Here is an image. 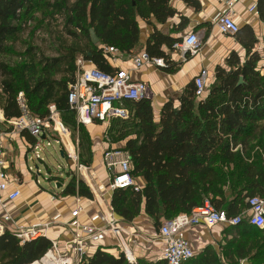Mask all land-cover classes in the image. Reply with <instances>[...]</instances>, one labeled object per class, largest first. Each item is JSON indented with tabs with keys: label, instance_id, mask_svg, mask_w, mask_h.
Masks as SVG:
<instances>
[{
	"label": "trees",
	"instance_id": "1",
	"mask_svg": "<svg viewBox=\"0 0 264 264\" xmlns=\"http://www.w3.org/2000/svg\"><path fill=\"white\" fill-rule=\"evenodd\" d=\"M171 1H44L42 8L48 10L50 18L55 14L63 17L64 31L70 41L63 40L54 57L39 58L35 48L27 44L20 64L10 65L0 60V110L4 118L12 120L21 116L16 100L20 91L29 112L39 119L47 117L48 105L54 104L64 125L77 133L79 161L88 163L92 140L85 126L76 123V114L67 104L68 87L75 80L76 59L82 57L104 73H117L119 70L110 65L103 46L130 53L139 43L137 18L149 24L151 18L163 23L176 13ZM183 1L195 9L200 7L198 0ZM41 3V0H0V54L7 53L8 42L24 30ZM256 8L264 20V0H257ZM186 22L182 17L181 24ZM90 28L99 38L96 44L91 42ZM234 36L245 50L244 57L241 59L236 51L229 52L224 66L215 67L214 81L204 97L196 94L193 81L188 82L177 97V106L173 99L162 105L158 122L153 120L149 98L118 102L126 107L127 117L111 119L107 135L110 143L125 140L122 149L130 157L131 174L135 180L144 179L138 191L112 189L110 206L123 221H132L143 211L160 225L162 219L189 213L206 200L216 209L235 215L247 207L248 197L264 196V162L257 158L246 162L244 158L249 150L247 138L257 123L264 120V73L257 67L260 55L253 50L257 39L252 27L248 24L238 27ZM178 41L179 38L155 29L147 38L145 51L151 58H163V68L172 72L177 64L161 46L172 48ZM55 73L60 77L56 78ZM29 141L34 143L35 138L31 136ZM63 193L93 197L85 181L75 176ZM225 231L232 235L227 242L228 261H223L207 245L182 264H238L243 259L254 262L259 258L260 264H264V226L258 228L243 219ZM255 234L260 238H253ZM51 247L52 241L46 236L20 243L12 232L5 230L0 235V264H34ZM79 264L167 263L164 258L155 261L137 258L129 262L123 252L114 255L99 246Z\"/></svg>",
	"mask_w": 264,
	"mask_h": 264
},
{
	"label": "crops",
	"instance_id": "2",
	"mask_svg": "<svg viewBox=\"0 0 264 264\" xmlns=\"http://www.w3.org/2000/svg\"><path fill=\"white\" fill-rule=\"evenodd\" d=\"M198 1L200 7L195 9L183 0H172L170 5L176 10V13L163 23L151 18L149 24L137 18L140 33L136 48L130 53L121 52L120 56L114 58L107 55L112 67L121 71H128L133 81L145 84L146 98L151 100L155 122H158L160 109L166 101L173 99L175 106L179 104L177 97L181 90L188 82L193 81L201 69L205 68L208 71L205 80V93L202 95L204 97L207 88L214 81L215 67L217 65L224 66L228 53L236 51L241 59L244 57L245 50L235 39L234 34L223 33L218 28V18L226 10L224 0ZM256 3L257 0H239L234 6V22L238 27L245 24L252 27L257 39L253 50L260 55L257 67L261 73H264V20L259 17L258 12L249 11V8ZM182 17L187 19L183 25L181 24ZM155 29L164 35L179 38L180 41L187 33L195 32L200 39L199 48L194 54L186 57L178 49L162 45L161 49L177 64L172 72L154 64L134 68L131 56L145 50L147 38ZM121 115H124V118L127 117V111L121 109ZM47 117L39 119L32 116L33 119L42 122L46 121ZM47 123L48 127L44 129L45 136L42 135V140L48 139L51 132L57 133L54 142L60 145L59 153L63 151L62 157L67 158L69 162V173L74 172L77 179H83L92 191L93 197L89 199L63 193L66 184L73 177L72 173L68 174L62 183L57 179L53 180L56 187L58 183L60 184L59 190H50L41 186L39 176L42 168L36 161L44 163L39 152L42 140L39 142V146L33 149V146L36 145V139L34 143L29 141V137H33L29 130L27 128L18 129L13 126L9 120L4 118L0 110V127L5 133L3 138L4 159L9 176L8 189L0 198V221L3 220L4 216H10V220L5 222L6 230L14 233L18 230L36 228L40 230L41 235L59 245L60 250H64L65 247L71 245L73 234L68 223L73 219L71 212L78 206V222L99 230L88 242V255H91L97 247L102 246L114 255L120 251L124 253L123 250L126 248L129 256L134 260L145 258L149 261H155L163 258L166 243L159 236L160 225H156L154 220L143 211L132 221H123L110 206L112 189L109 186V174L103 164L102 156L105 150L116 147L107 141L106 123L94 122L85 126L91 134L92 140V156L86 164L81 163L76 156L73 142L69 139V130L62 125L66 129L70 142L67 141V144L69 148L71 145L73 147L72 152L65 144L64 139H61L62 135H66L64 130L59 125L56 129L51 120ZM120 143L123 147L125 140H121ZM46 145H51L49 139ZM119 150L124 151L122 148ZM29 152H31V156H29ZM69 153L73 156H70ZM30 161L34 164H31ZM136 181L140 186L144 185L142 177H136ZM15 188L20 190L19 196L9 199L7 193ZM110 215L118 233L110 227H106L102 219V217H109ZM227 227L224 224H214L211 227L192 225L182 229L180 234L187 239L192 250L196 253L210 245L218 256H230L227 250V242L232 238V235L225 231ZM65 255L67 254L62 256Z\"/></svg>",
	"mask_w": 264,
	"mask_h": 264
},
{
	"label": "built area",
	"instance_id": "3",
	"mask_svg": "<svg viewBox=\"0 0 264 264\" xmlns=\"http://www.w3.org/2000/svg\"><path fill=\"white\" fill-rule=\"evenodd\" d=\"M239 0H224L226 10L218 18V28L223 33L234 34L238 26L234 22V6ZM249 11L257 12L256 4L249 8ZM200 45V39L197 33H187L181 41L175 42L173 48L178 49L181 53L194 54ZM103 52L107 56H120L119 50L114 46H103ZM131 62L134 68H141L147 64H154L158 67H164L165 62L161 57L151 58L145 50L133 54ZM76 75L75 80L68 87L67 104L69 109L76 114L77 124L84 126L94 122L108 123L109 118L113 115L114 104L124 100H139L146 97V86L142 82L133 81L128 71L119 70L115 74L104 73L98 70L90 61L78 57L75 61ZM208 76V71L201 69L197 76L194 77L195 92L202 97L205 93V80ZM16 100L21 108L22 114L18 118L9 120V122L18 129L27 128L31 135L36 139V145L33 149L39 146V142L44 135V129L48 127L47 121L51 120L55 128L57 120H59V111L54 104L48 105V117L42 122L33 119L26 105L23 92L17 94ZM60 127L63 128L60 123ZM59 130V128H58ZM4 131L0 127V198L7 191L9 185V176L6 169V162L3 151ZM45 136V135H44ZM106 138L109 140L108 135ZM61 139H63L61 137ZM70 156H73L69 153ZM103 164L109 174V186L114 188H132L135 191L141 189V186L136 182L131 174L130 157L126 151L109 148L104 151ZM20 190L15 188L7 193L9 199L18 197ZM247 207L239 214L229 215L223 209H216L209 201H204L202 205L191 209L189 213L179 214L171 219L163 220L160 223L158 233L166 245L163 252V258L167 264H182L191 257L195 252L192 250L189 242L185 239L180 231L192 225H204L211 227L214 224H224L234 226L239 224L243 219H246L249 224L262 228L264 226V196H250L246 199ZM79 207L71 212L73 219L68 223L72 229L73 238L71 245L60 250L59 245L52 241L53 251L56 255H65L62 258V264H78L82 259L89 256V240L99 232L93 226L80 224L77 220ZM106 227H110L118 233V229L113 225L112 216L102 217ZM10 220V216L6 215L0 221V235L6 230L5 222ZM101 230V229H100ZM20 241H30L40 236V230L29 228L18 230L13 233ZM124 254L129 262L134 259L129 256L128 251L124 248ZM51 252V251H49ZM61 255V256H62ZM59 260L58 257L54 256Z\"/></svg>",
	"mask_w": 264,
	"mask_h": 264
},
{
	"label": "rangeland",
	"instance_id": "4",
	"mask_svg": "<svg viewBox=\"0 0 264 264\" xmlns=\"http://www.w3.org/2000/svg\"><path fill=\"white\" fill-rule=\"evenodd\" d=\"M41 1L42 3L39 6V8L34 10L33 12L34 18L29 19L24 26V30L17 37H15L14 40L11 39L8 42V45L10 46V48L7 51V53L0 54V60H3L10 65L20 64L24 57L23 54L21 53L24 52L27 44H30L31 46L35 48V51L38 52L37 57L39 58L54 57L59 52L62 41L63 40H65L66 42L70 41L68 35L64 31L63 17L61 15L55 14L52 18H50V16H48L49 13H47L48 10L44 7L42 8L43 2L47 0H41ZM54 76L57 78V77H60V74L55 73ZM113 108H114L113 115L111 116V118H109L108 123H106V128H108L110 124H112L111 119L121 118V116L124 118V115H121V109L127 111L126 107L118 102L114 104ZM59 120H60V123L64 125V123L61 120L60 113H59ZM60 123L57 120L56 127L57 125L60 126ZM52 125H54V123H52ZM65 127L70 132L69 139L73 142L75 154L78 157L79 146H78L77 133L73 132V130H71L70 127H67V126ZM64 132L66 133V135H62V137L65 141V144L68 146L67 143L69 142V140L67 137V132L66 131ZM87 132L91 138V134L89 133V131ZM54 137H57V133L51 132L48 138L51 142V145H46L48 139L42 140L41 146H40L41 148L39 152H40V156L42 157V160L44 163H41L38 161H36V163L39 164L42 168L41 174L39 176L40 185L46 189L59 190L60 189L59 186H57L58 187L57 188L55 186L56 183L53 180L57 179V181L62 183L67 178L68 174L72 173L73 176H75L76 174H74V172L69 173L70 171L69 162L67 161V158L62 157L60 155L59 153L60 145L54 142ZM108 138L109 140L107 139V141L110 142L111 139L109 135H108ZM120 141H121L120 139L114 140L113 141L114 147L118 149L122 148ZM247 146L249 147V150L247 151V153H244V158L246 162H253V160L256 158L257 160L264 162V120L259 121L257 123V127L255 131L252 133L251 136L247 138ZM62 149H64V146H62ZM29 156H31V152H29ZM30 163L34 164L32 161H30ZM254 237L260 238V235L255 234L253 235V238ZM49 251H51L52 255L56 257V254L54 253L53 246H52L45 253V255L42 258H40L37 262H41L43 258L46 257L47 253H49ZM195 254L197 253L195 252ZM57 257L58 259L59 258L66 259V257L64 256H57ZM220 258L223 261L229 260V259H226L225 256H220ZM233 258L235 259V256ZM261 260H262L261 258L256 259L254 262H251L248 260H240L238 264H244V263L260 264ZM74 263H75V260H73L72 264Z\"/></svg>",
	"mask_w": 264,
	"mask_h": 264
},
{
	"label": "bare ground",
	"instance_id": "5",
	"mask_svg": "<svg viewBox=\"0 0 264 264\" xmlns=\"http://www.w3.org/2000/svg\"><path fill=\"white\" fill-rule=\"evenodd\" d=\"M69 148V146H68ZM70 151H73V147L69 148ZM85 169V168H84ZM34 264H62V259H55L51 252L47 253L46 257L43 258L41 262H35Z\"/></svg>",
	"mask_w": 264,
	"mask_h": 264
},
{
	"label": "water",
	"instance_id": "6",
	"mask_svg": "<svg viewBox=\"0 0 264 264\" xmlns=\"http://www.w3.org/2000/svg\"><path fill=\"white\" fill-rule=\"evenodd\" d=\"M89 34H90V38H91V42L93 44H96L99 42V38L97 37V35L95 34V31L93 28L89 29ZM242 82V77H239V83ZM43 137V136H42ZM61 156H63V151H60ZM58 186H60V184L58 183ZM36 262V261H35Z\"/></svg>",
	"mask_w": 264,
	"mask_h": 264
}]
</instances>
